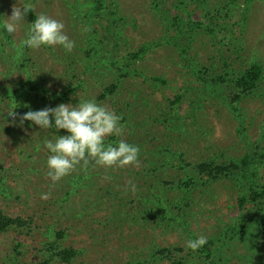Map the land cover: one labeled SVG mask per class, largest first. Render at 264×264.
Segmentation results:
<instances>
[{
  "label": "rangeland",
  "instance_id": "obj_1",
  "mask_svg": "<svg viewBox=\"0 0 264 264\" xmlns=\"http://www.w3.org/2000/svg\"><path fill=\"white\" fill-rule=\"evenodd\" d=\"M105 1L117 4L114 16L118 19L111 24L109 13H101L99 23L94 24L95 34L102 41L99 55L112 59L115 65L99 64L92 74H85L84 63L70 56L83 46L85 35L80 18H72L71 5L75 0H0V14L11 15L13 6L23 11L22 5L27 7L30 2L35 16L44 13L61 21L63 31L74 41L71 52L58 45L30 49L31 60L36 63L34 71L41 69L37 73L43 75L44 87L55 92L44 100L48 107L96 98L116 80L120 81L117 92L103 103L109 110L119 111L124 129L116 139L125 140L133 135L136 142L143 143L154 138L162 148L173 137L169 147L174 153H184L169 160L178 176L188 180L187 189L182 192H187L192 217L181 229H167L163 224L153 226L141 218H131L129 207L120 206V201L129 197L124 192L128 187L134 194L130 179L122 177L127 165H91L89 171L97 172L90 177L94 179L91 185L83 179L64 199L68 184L80 178L73 177L71 172L53 184L47 177L49 153L43 142L52 138L51 129L41 130L30 121L21 125L19 116L11 122L4 121L7 114L0 108L4 112H0V209L10 216L32 218L28 229L0 232V264H168L169 259L146 258L149 240L163 247H180L181 251H172L171 255L175 259L180 257L181 264H201L192 262L196 258L189 256L186 241L197 235L207 239L235 217L244 220V241L224 246L225 256L213 260V264H264V238L256 234L263 222L253 214L259 211L257 205L238 206L239 179L233 176L212 181L206 177L204 181L201 177L199 182L196 172L188 173L178 166L186 161L227 163L238 160L245 152L264 150V76L257 88L237 100L236 110L231 112L219 98L234 90L227 87L226 78L223 82L217 80L219 74L242 70L249 62L260 64L264 73V0L248 4L245 0ZM196 21H202L204 29L193 26ZM24 22L10 38L5 39L0 30V90L7 81L3 73L10 60L8 54L25 36L28 13ZM164 37L173 41L166 44ZM141 45L148 47L144 54L136 59L126 57ZM66 55L67 66L72 70L68 77L66 62H60V57ZM199 69L204 73L200 74ZM19 77L23 80V75L14 71L10 79ZM78 78L82 81L81 89L75 87ZM210 79L215 82L208 87L206 82ZM67 87H74V92L59 98ZM33 98L29 101L34 110L38 103ZM177 123H182V137L173 131ZM37 145L40 147L35 151ZM31 165L34 168L29 171ZM256 167L255 190H259L264 185V162ZM189 179L196 183L191 190L198 194L195 198L189 192ZM102 187L109 190L105 192ZM41 193H48V198L41 199ZM171 193L178 196L175 188ZM60 195L62 200L58 202ZM257 202L264 211V197L256 198L253 204ZM249 210L252 214L247 213ZM49 246L58 250L72 247L78 253L65 261L52 255Z\"/></svg>",
  "mask_w": 264,
  "mask_h": 264
},
{
  "label": "trees",
  "instance_id": "obj_2",
  "mask_svg": "<svg viewBox=\"0 0 264 264\" xmlns=\"http://www.w3.org/2000/svg\"><path fill=\"white\" fill-rule=\"evenodd\" d=\"M253 0H245L248 4ZM27 8H29L30 13H28V23H31L35 18V14L33 13L30 2L27 3ZM117 4L114 1L111 3H107L105 0H85L81 3L75 0V3L71 5L72 11V18H80L81 20V27L84 31V42L83 46L78 47L75 53H71V58H75L78 61H82L84 64V73L85 74H92L94 69H97L99 64L107 66V63L111 65L110 67H114V62L112 59H104V55H99V48L102 44L101 40L96 38V29L94 24L99 23V16L101 13L108 12L109 18L112 24V21H116L118 18L114 15L117 14ZM197 29H204L205 24L202 21H196L194 24ZM29 26V25H28ZM27 26V27H28ZM212 30V29H211ZM166 31H169L166 30ZM2 32V30H1ZM118 31L113 32L114 37L117 35ZM3 33V32H2ZM26 33V30H25ZM184 32L182 31V34ZM4 38H10V35L7 33H3ZM165 41L166 44H169L173 41V38L164 37L162 39ZM21 41V40H20ZM20 43V42H19ZM116 47V45H114ZM13 51L8 54L10 60L7 65L6 73L3 75L6 77V82L3 84L0 90V108L6 111V117L4 121H13L14 119L9 120V114L7 110L9 108H14L13 113L22 115L29 110H33V106H30V99L33 98L38 104L34 110H39L48 106V104L44 101L46 97H53L55 94L54 91H50L48 88L44 87L43 84V75L38 74L34 71L36 69L35 61L31 60L29 55L30 49H19V44L13 46ZM148 47L145 45H141L136 51L127 53V58L136 59L140 55L144 54ZM235 52V51H232ZM98 58H101L99 60ZM107 58H111V56L107 55ZM60 62H66V71L65 74L68 75L72 72L70 67L67 66L68 59L67 55L62 59L60 57ZM85 60V61H84ZM104 60L103 62H101ZM107 61V62H106ZM193 63V61H190ZM223 65L227 66L228 62L223 59ZM206 69V68H202ZM117 70H122L121 68H117ZM201 70V69H199ZM14 71L20 72L23 75V80L19 77L17 80L10 79L12 73ZM205 70L199 71V73H204ZM47 71L43 72L46 73ZM31 74L33 76H31ZM263 68L257 62H249V65L246 66L242 70H238L236 72H229V73H221L217 76V80L223 82V78H226V85L227 87H232L234 90L230 92L227 96H223L219 98L220 103L222 106L227 108L230 112L232 110H236L235 103L237 100L245 97L246 95L250 94L253 89L258 87V82L261 81L263 78ZM64 81V80H62ZM65 82V81H64ZM75 87L79 88L82 81L80 78L75 80ZM212 82H215L213 79H210L206 82L208 87L212 86ZM70 84V82H67ZM120 84V81H114L103 88L100 91L95 101L99 104L104 103V101L111 95L117 92V88ZM82 87H80L81 89ZM86 91V88H84ZM74 92V87H67L62 92L59 98H62L63 95H69ZM81 92V91H80ZM78 94H75L77 97ZM87 98V97H85ZM88 99V98H87ZM175 100L178 97L174 98ZM208 99H210V94L208 95ZM84 100V99H82ZM211 100V99H210ZM200 107V102L198 104ZM238 110V109H237ZM3 112V111H0ZM4 113V112H3ZM116 114L119 115V111H115ZM16 115V116H19ZM185 120V119H184ZM182 125V123H179ZM177 123L173 126V131L175 132L176 136L182 137V128ZM8 127L7 123L5 125V129ZM54 132L53 129L49 131V133ZM64 133L63 130H60L59 135ZM244 132H241L243 134ZM133 135H130L126 138V142L137 145L140 149L138 154V162L136 164H128L126 168H124L125 175L130 179V185H134V192L133 196L131 195V189L128 187L126 196L124 201H120V206H127L129 210L132 211L131 218H141L144 222L150 225H162L163 227L166 226L167 229H181L182 226L187 224V219L192 217V209L190 207L191 202L187 198V192L183 193V188L187 189L188 180L184 181L181 177L178 176L177 170H173L175 165L173 163L170 164V157H181L178 155L180 153H174L172 148L169 147L170 143L173 140V137L166 140L165 146L162 148L159 147L161 145L158 139H150L146 140L143 143L141 141L136 142ZM117 141L115 136L107 137L105 143H115ZM40 146L37 145L34 147V150L37 151ZM190 148L189 150H191ZM33 150V147H32ZM188 150V151H189ZM190 153V152H189ZM162 155V157L156 158L158 155ZM182 161V159H180ZM184 160V159H183ZM264 162V150L260 151H253V152H245L243 156H241L238 160H230L227 163H219L213 162L211 160H204L202 162H190L186 161L184 164L178 165L179 168L182 170L185 169L186 172H196L199 176V182H201V177L204 178V181L210 179L215 181L217 179H229L233 176L234 178L239 179L241 183V188L238 190L240 191L237 194L236 200L239 207H243L246 203H251L250 205H257L259 211L253 212L256 216V219H260L263 222V225L257 230V236H261L264 238V211L261 210L260 206L257 204H253L256 198L262 199L264 197V185L262 184L259 187V190L256 189V173L255 169L257 165H261ZM169 166H168V165ZM91 165L95 164L90 161L89 165L85 169H81L77 166V169L72 172L73 177H78L76 182L72 184H68V189L64 194V199H67V195L71 194L75 191L80 185V182L84 179H87V184L91 185L92 180L90 177L93 175H97V172L91 173L89 171ZM33 166H29V171L33 170ZM157 175H160V178H156ZM108 178V177H106ZM135 178L137 181H135ZM89 179V180H88ZM190 183L192 184L191 189L189 192L192 194V197H197L198 194L191 192L194 188L195 184L192 182L191 179ZM174 188L178 192V196L173 195L171 193ZM105 192L109 189L102 187ZM136 196H135V192ZM182 192V193H181ZM115 194V193H114ZM63 195V194H62ZM134 198V199H132ZM131 202L129 203V200ZM62 200L58 199V202ZM85 200L89 201L88 198ZM137 203V204H135ZM133 204V206H132ZM189 208L187 211L186 208ZM257 207H254L257 209ZM114 214V211L112 212ZM248 214H252L251 210L247 211ZM247 215V214H246ZM138 216V217H137ZM241 217V216H240ZM32 218H23L21 216H10L5 214L0 209V232L7 231L9 229H24L29 228L31 224ZM250 220V219H249ZM243 221L238 220V217L231 219L227 224L222 226L217 232H215L212 236L207 238V243L199 248L196 251L189 250L191 254L190 257H195L192 262H199L201 264H213V260H221L225 253L223 252L224 246L231 244L232 241L243 242L244 236L246 235L244 228H243ZM59 236V233H57ZM245 243V242H244ZM49 250L51 251L52 255L58 256L61 260H69L74 257L78 251L72 247L70 248H61L60 250L57 249L56 246H49ZM181 251L180 247H163L159 244L155 243L154 240H149V248L146 254V258L151 259H169L168 264H181L182 260L175 259L172 255V251ZM51 256V255H50Z\"/></svg>",
  "mask_w": 264,
  "mask_h": 264
},
{
  "label": "clouds",
  "instance_id": "obj_3",
  "mask_svg": "<svg viewBox=\"0 0 264 264\" xmlns=\"http://www.w3.org/2000/svg\"><path fill=\"white\" fill-rule=\"evenodd\" d=\"M13 6L11 15L5 17L0 14V30L9 35L18 31V27L25 22V16L30 13L29 8ZM24 38L19 43V49H37L41 46H60L71 52L74 41L63 31L64 24L44 13L28 23ZM12 108L7 113L9 120L14 119ZM30 121L41 130L53 129L52 138L46 139L43 146L49 155L46 160L48 169L46 175L54 184L62 177L70 174L79 166L82 170L92 161L97 166L110 168L122 167L138 162L139 147L123 139L115 143H105L107 137H120L124 125L121 118L114 111L109 110L94 98L72 103H60L55 107L45 106L39 110H29L19 115V122ZM64 130L66 134L57 133ZM131 183V182H130ZM134 185L132 188L134 189ZM48 193H41V199H47ZM207 243L203 235H197L186 241L185 247L196 251Z\"/></svg>",
  "mask_w": 264,
  "mask_h": 264
}]
</instances>
